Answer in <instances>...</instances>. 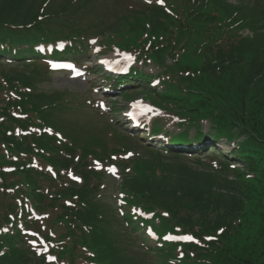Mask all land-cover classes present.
I'll return each mask as SVG.
<instances>
[{"label":"rangeland","instance_id":"374dc122","mask_svg":"<svg viewBox=\"0 0 264 264\" xmlns=\"http://www.w3.org/2000/svg\"><path fill=\"white\" fill-rule=\"evenodd\" d=\"M263 1L261 0V6L253 14L264 8ZM224 2L232 7L240 5V0H224ZM134 5L131 0H0L1 38H7L10 34L36 38L39 34H44L45 30L49 33L48 29L50 28L47 40L54 41L71 39L70 36L76 29H85V34L81 33L76 36L69 49L68 42H59L56 47L51 48L52 51L58 53L52 57L55 61L44 57L43 54H41L43 58H36L35 60L33 57L36 55L27 53L29 49L33 48L32 45L25 52L12 50L5 55H0V147H5L10 141L7 134L12 127L19 125L25 130L32 127L31 131H26L27 134L32 132L28 135L31 139L22 141L23 144L34 143V168H27L29 170L26 173L36 184L41 183L43 186H47L51 181V185H54L57 180L40 177L42 174L49 173V171L54 173L56 170L53 169L52 163L42 161V159L46 157L58 159L60 162L65 161L70 157L66 149L70 152L74 151L77 155L80 152L78 147L80 145L88 148L92 155L101 156L103 150L100 147V139L103 138V146L121 149V145H124L127 150H132L127 153V156L132 155L135 151V154L127 159L123 158L126 149L117 152L120 155L118 165L121 167V178L118 175V167H115L114 172L109 171L113 165L103 168V171L108 172L111 176L102 171L89 175L85 174L84 179L87 181V187L83 192V200L88 207L94 201L96 208V210H86L87 218L92 221L89 214L98 215L102 217L99 219L100 223L106 224L107 218L110 217V222L105 227L109 234L101 244L114 251L117 244L122 245V248L130 253L128 264H168L163 261V255L156 253L158 249L155 248H159V245L155 242L154 237L148 232L144 234V229L142 232L138 231L137 237L139 241L141 239L140 246H144L142 240H145L143 243L148 246L150 253L147 257H143L142 251L130 244L127 238L128 230L123 226V211L109 207L113 205L117 208L118 197L127 190L125 187L135 186L134 174H142L143 170H147L146 166H148V170L154 179L158 178L160 183L161 177L173 176L174 174L194 179L200 178L195 181L212 185L214 182V192L222 191L225 196L231 197L224 187L227 184L224 179H229L225 176L229 174L226 168L228 165L219 164L223 161L219 152H217L219 157L211 152H214L213 150L216 148L229 152L233 147H236V144L247 145L254 152V155H262L264 159V110H258L257 102L254 101L256 97L264 98V79L255 76V73H259L256 68H264V36L261 39L245 43L246 45L259 44V51L250 47L246 52L236 54V60L232 64H211L206 67L204 59L188 58L186 51L178 47L173 55L177 60L174 62L164 56L159 68L149 61H154L149 55L146 56L149 60L145 58L146 61L142 60L141 62L136 59L135 54L131 51L135 47L134 45L138 43L141 33L133 31L132 23L134 20L122 21L121 18L128 15L127 9L130 6L133 8ZM243 9L248 18V13L253 9L251 6H247V10L244 7ZM176 12L168 9L170 17ZM40 13L53 17L48 20L43 19L44 21L41 20L39 23L35 22L34 15L38 16ZM157 19L142 17L143 22H153ZM161 22H163V28H166L167 25L164 21ZM168 23L176 27L172 21H168ZM247 33L249 36L248 30L243 31V34ZM84 35L89 38V46L87 45V49L83 51L80 42ZM87 38L84 39L87 41ZM98 43L117 46L118 49L111 51L110 48H103L104 54H97L95 50H97ZM27 45L29 46V44ZM74 46L79 52L75 51ZM37 49L49 51L50 47H38ZM10 54H13V57H10ZM18 54H23L22 57L24 58H19ZM256 54L259 55L257 61L253 63L252 56ZM98 55H100L99 58L112 62L118 69L125 70L128 67H134L139 72L146 74L149 79H155L156 82L151 86H146L142 78H135L137 81L125 83L124 86L117 90L112 89L114 92H111L110 88H106L103 84H105V80L110 83L114 80L107 77L108 74L104 73L101 66L97 65ZM49 60L53 61V64H50ZM45 63H48L50 70L47 69ZM60 64H67L72 67L64 70ZM55 66L57 69L54 68ZM75 69L79 72L74 73L73 70ZM163 90H167L169 96L177 99L178 104H181V110L169 111L161 105L159 98L156 100V92L160 93ZM137 101L148 106V114L141 119L145 118L144 121L147 120L148 123L155 122L168 131L179 130L180 120V124L188 125V120H184L180 116L190 115L192 110L189 108L197 102L200 107L211 106L209 103H212L215 111L234 122L231 130V142L234 145L224 141H209L201 148L207 151L204 153H197L198 149L194 150L193 148H191L192 151L178 150L179 154L157 153L149 147V144L153 145L156 142L162 146L164 143L160 137L145 136V138H138L140 134L136 135V132H147V128L136 127L133 129L134 131H128L124 128L127 125L123 122L126 120V110L130 108L131 102ZM101 102L104 103V109L99 107ZM236 123L238 125L235 127ZM42 124L52 127V129L50 128L53 130L51 133L56 138L54 146L47 150L42 149L34 141V129L40 128ZM114 128L123 133L124 137L118 138L119 135L113 133ZM208 128L207 121H203L202 129L207 131ZM106 139L113 140V143L106 144ZM39 140L51 146L54 137L42 133L39 135ZM24 154V151L12 150L5 160L10 164L9 167H13L15 162L23 158ZM91 154L84 159L87 163L86 168L98 164ZM0 155L2 154L0 153ZM197 157L201 158V162L195 161ZM79 159L80 157L77 159L73 155L72 160L74 162L79 161ZM228 159L230 160V167L236 166V169L244 173L242 162L237 158ZM127 166L130 167L129 170L126 169ZM259 168L258 180L249 179L254 189H251L249 195L240 201L241 205H237V210L228 217L227 226L222 228L223 231L218 229L206 234L208 237L205 238V241H217L212 246L217 250L247 249L248 254L245 255L247 261H242L241 264L264 262V210L258 207V198L264 192V161ZM64 171H59L62 177L66 173L79 174L81 169L69 168ZM15 177L18 181L23 179L21 175ZM24 177L26 178V175ZM201 180L203 181L201 182ZM173 182H176V179ZM120 183H123V187L119 185ZM3 187L4 194L9 197L5 199L6 205L3 208L6 211L2 220V225L6 227L5 235L15 234L20 226L32 229L34 227V210L37 209L41 212L42 209L48 207L42 206L41 203L38 207V201L33 202L25 193L23 194L19 185L12 188L7 187V185ZM95 193L99 194L98 198L91 199L90 197ZM124 196L126 201L129 200L128 193H124ZM62 203L71 204V201L64 199ZM68 207L76 209L75 203ZM155 211L162 212L160 209ZM47 212L51 215V218L49 216L47 219V226L58 236L66 235L65 224L56 219L61 211L57 210L52 214L50 210ZM218 213V211L210 213L208 220L213 221ZM129 214L133 218H140L135 209ZM184 216L185 214L168 219H171V223H175L179 217ZM78 217L81 216L78 215ZM232 220L234 221L233 224ZM152 222L156 223L158 220H152ZM212 235L215 238L208 239ZM38 237L39 235L35 234L34 238L28 239L33 242V246H37V252L46 250L41 240L39 244L36 243L35 238L38 239ZM171 238L165 236L157 239V241L171 242ZM67 239L64 238V240ZM66 253L67 258L57 255V259H62L63 264H94L93 261L96 257V254L86 246L84 248L68 247ZM110 254L103 252V255ZM47 256L51 258L49 254ZM195 259L196 261H190V263L207 264L208 261L206 257ZM0 264L8 263L0 261Z\"/></svg>","mask_w":264,"mask_h":264},{"label":"trees","instance_id":"16d2710c","mask_svg":"<svg viewBox=\"0 0 264 264\" xmlns=\"http://www.w3.org/2000/svg\"><path fill=\"white\" fill-rule=\"evenodd\" d=\"M247 6H251L253 9L248 13V18L244 14L243 9L244 7L247 10ZM260 6L261 0H240V5L236 7L225 4L224 0H167L166 7L173 12L177 11L172 17H170V13L163 6L142 3L132 12L131 18L124 15L121 20H134L132 23L133 31L141 33L138 43L134 46L142 49L141 54H145V56L149 55L157 62L162 60L164 56L173 57L175 61L173 55L179 47L186 51L188 58L204 59V64L208 67L211 64H232L236 60V54L246 52L250 47L259 51V44L246 45L245 40L237 35V31L244 25H248L253 29L252 31H254L257 40L262 38L263 35L258 31V28L260 27V23L264 25V14L261 12V14H253ZM45 17H47L45 20H48L53 16L46 15ZM142 17L158 19L153 22H143ZM161 21H164L167 25L166 28H163V22ZM168 21H172L176 27L170 25ZM36 22L39 23L40 21ZM140 25H143V27H140ZM48 32L50 33V28ZM41 36L48 38L49 35L47 32H44ZM37 38L34 39L37 40ZM20 39L25 44L31 45L34 42V39H31L29 42L24 40L25 38L23 37ZM1 41L3 42V40ZM0 48L2 50L1 43ZM259 54L252 56L253 63L257 61ZM256 69L259 70V73L256 70L255 76L264 79V68L260 67ZM254 101L257 102V109L263 111L264 98L259 99L256 97ZM209 104L211 106L204 105L200 107L197 102V104L189 108L192 110L191 118L194 121L208 119L211 124L210 132L203 133L197 131L194 134V138L201 142L204 140L205 135H216V137H221L230 143L234 122H231L228 117L221 116L220 112L214 110L213 104ZM236 125L238 124L236 123L235 127ZM237 133L240 134L239 132ZM186 136L187 133H184L177 137L179 139H187L185 138ZM5 147L8 150H12L8 145ZM26 150H29V148L27 147ZM236 153L237 157H240L245 162V167L244 173L235 170L229 172L232 177H229V174L225 175L229 179H224L227 183L224 187L231 197L225 196L222 191L214 192V182L212 185L195 181L200 178L194 179L174 174L173 176L161 177L160 183L159 179H154V176L149 172L148 166H146L147 170H143L142 174H134L133 180L136 181V184L135 186L131 185L129 188L138 193L136 199L140 197V199L146 201L150 200L149 205H160L168 209L173 217L185 214L184 217H179L177 221L185 225L184 230L194 234L193 236L197 242L201 239L203 245L192 243L183 245L184 258L180 264H193L190 261H196L195 258L197 257L208 258L207 264H241L240 262L247 261L245 256L248 254L247 249L235 248L221 251L212 247L217 241L209 242L204 239V235L227 226L228 217L237 210V205H241L240 201H243L249 195L251 189H254L249 179L258 180L257 172L260 170V164L264 161L262 155H254V152L247 145L239 144L236 146L232 156H236ZM254 156L257 157L253 158ZM3 162H6V160H3ZM25 162L22 159L15 162L16 170L13 172L14 178L8 181V184L3 180L2 184L11 188L19 185L22 193H25L33 202L38 201V205L41 202H45L53 212L61 208L57 219L65 224V232L70 238V243L60 251L59 255L67 257L66 251L68 247H76L78 243H82L96 254L93 261L94 264H128L130 253L125 251L122 245L117 244L114 251L101 244L109 234V231L105 229L109 221L107 219L106 224L100 223L99 219L102 217L93 214H89L92 221L88 220L86 210H96V208L94 207V201L90 203L89 207L85 204L83 200L84 190L82 188L66 189L58 193L57 191L51 192V190L43 191L41 184L37 186L36 182L28 177L26 172L29 169L25 168ZM7 163L0 162V164ZM16 175L23 176V179L18 181L15 177ZM24 175H26V178ZM174 179H176V182H173ZM3 188L0 187V221L4 219V214H6V211L3 210L6 205L5 199L9 198L4 194ZM65 196L70 198L73 204L75 203V210L63 206L62 199ZM90 198L93 199L92 196ZM258 202V207L264 210V192L258 198ZM213 211H218V216L213 221H209L208 218ZM78 215L81 217H78ZM212 237L214 236L212 235ZM2 245L5 246V250L0 255L1 262H7L8 264H42V260L34 256L19 233L5 235L4 239H0V246ZM103 252L111 254L103 255ZM177 252L175 244L159 247L156 251L157 254L163 255V261L168 264L176 260ZM142 254L144 257L145 253L142 252ZM259 264H264V262L261 261Z\"/></svg>","mask_w":264,"mask_h":264},{"label":"snow or ice","instance_id":"6c2138e0","mask_svg":"<svg viewBox=\"0 0 264 264\" xmlns=\"http://www.w3.org/2000/svg\"><path fill=\"white\" fill-rule=\"evenodd\" d=\"M163 0H157V3H162ZM109 171H114V169H109ZM220 231H223V229H221ZM175 239L178 240H192L193 238L191 236H180V237H175ZM208 239H214V237H209Z\"/></svg>","mask_w":264,"mask_h":264},{"label":"bare ground","instance_id":"6f19581e","mask_svg":"<svg viewBox=\"0 0 264 264\" xmlns=\"http://www.w3.org/2000/svg\"><path fill=\"white\" fill-rule=\"evenodd\" d=\"M144 110V107L140 108V111Z\"/></svg>","mask_w":264,"mask_h":264}]
</instances>
